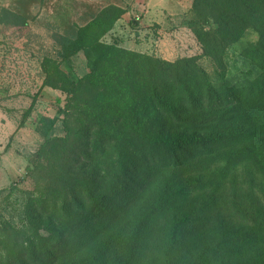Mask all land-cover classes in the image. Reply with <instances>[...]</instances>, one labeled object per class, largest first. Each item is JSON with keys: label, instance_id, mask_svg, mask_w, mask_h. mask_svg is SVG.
<instances>
[{"label": "trees", "instance_id": "trees-1", "mask_svg": "<svg viewBox=\"0 0 264 264\" xmlns=\"http://www.w3.org/2000/svg\"><path fill=\"white\" fill-rule=\"evenodd\" d=\"M124 12L100 7L42 59L41 86L64 103L34 127V185L0 219V264H264V210L250 200L238 211L251 218L219 219L238 166L264 185V0L190 1L212 73L198 55L166 61L102 41ZM246 31L249 68L232 82L226 50Z\"/></svg>", "mask_w": 264, "mask_h": 264}, {"label": "rangeland", "instance_id": "rangeland-1", "mask_svg": "<svg viewBox=\"0 0 264 264\" xmlns=\"http://www.w3.org/2000/svg\"><path fill=\"white\" fill-rule=\"evenodd\" d=\"M106 1L118 3L125 12L101 37L102 41H116L121 47L166 61L198 55V64L212 73L211 63L200 55V46L187 26L190 18L188 0H172L182 4L179 11L173 7L172 14L163 12L158 15L144 13L142 4L135 0ZM101 2L0 0V219L15 218L22 191L33 188L34 177L26 172L25 166L41 140L34 130L38 118L52 116L64 103L63 93L41 86L42 59L55 57L54 35L72 36L74 28L89 20L102 6ZM253 38L254 35L246 31L226 50L225 76L232 82L240 79L249 68L239 52ZM74 62L73 74L79 76L84 71L81 57L77 56ZM56 99H59L58 104ZM31 101L32 109L23 119L22 114ZM60 118L61 115L56 126ZM59 129L56 127L55 132L60 133ZM244 171L243 166L236 168L232 193L229 182H226L232 204L227 201L219 209V219L238 221L251 218L249 211H238L250 200L255 207L264 210L263 183L256 174H245Z\"/></svg>", "mask_w": 264, "mask_h": 264}, {"label": "crops", "instance_id": "crops-1", "mask_svg": "<svg viewBox=\"0 0 264 264\" xmlns=\"http://www.w3.org/2000/svg\"><path fill=\"white\" fill-rule=\"evenodd\" d=\"M135 1L138 4H142L141 6L144 9V13H146V14L152 13L153 15H155V13L158 15V13H163V12H168V13L172 14V12H174V11H172L173 7H175L176 10L179 11V9L181 8V5H182L179 3L180 1L179 2L176 1L175 3H173L172 0H135ZM135 1H133V2H135ZM188 1H189V3H188L187 8L189 7L191 0H188ZM112 2H114V1H112ZM100 4H102V6H104V5L110 4V3H108L106 0H102V2ZM111 4L117 5L118 3L114 2ZM102 6H100V7H102ZM117 6H119V5H117Z\"/></svg>", "mask_w": 264, "mask_h": 264}]
</instances>
